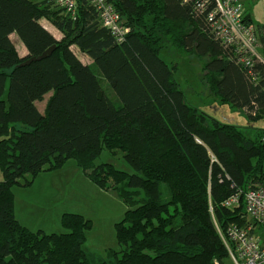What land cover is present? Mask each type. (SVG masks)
Wrapping results in <instances>:
<instances>
[{
	"label": "trees",
	"instance_id": "trees-1",
	"mask_svg": "<svg viewBox=\"0 0 264 264\" xmlns=\"http://www.w3.org/2000/svg\"><path fill=\"white\" fill-rule=\"evenodd\" d=\"M201 1L108 0L130 28L118 44L87 0H78L75 18L48 0H0V264L226 260L216 224H245L243 206L224 203L264 187V131L251 139L189 106L160 52L167 40L208 59L213 94L263 123L264 62L249 69L237 62L215 39L207 12L196 10ZM209 4L213 10L214 1ZM256 33L264 59V26ZM13 35L27 57H20ZM52 47L47 59L19 67ZM49 94L41 112L37 104ZM104 150L134 173L97 165ZM70 160L127 207L115 225L120 251L108 249L104 257L88 250L93 223L82 215L61 217L64 234L33 232L17 220L14 188H30Z\"/></svg>",
	"mask_w": 264,
	"mask_h": 264
},
{
	"label": "rangeland",
	"instance_id": "rangeland-1",
	"mask_svg": "<svg viewBox=\"0 0 264 264\" xmlns=\"http://www.w3.org/2000/svg\"><path fill=\"white\" fill-rule=\"evenodd\" d=\"M241 4L245 15L250 17L255 29L258 26H264V0H241ZM12 39L17 49L23 47L22 42L16 36H13ZM162 45L160 58L173 70L174 78L184 93L185 102L189 106L222 124L239 128L251 139L262 134L264 131L263 122H251L243 111L222 103L213 94L205 72L208 59H201L180 50L167 40ZM258 55L263 59L261 47L258 50ZM50 96L51 94L47 95L42 102L37 104L41 112L44 111ZM96 164H112L119 171L129 174L134 173L133 169L125 163L121 156L114 158L107 150L103 151ZM62 173L65 178L61 180L66 181L60 194L61 201H63L61 207H64L68 212H72L70 214H84L85 218L93 223L92 230L88 232L86 248L104 257L107 249L120 251L115 225L123 220L127 207L115 193H101L84 176L75 161H68ZM2 181L3 175L0 172V183ZM49 184V182H39L33 189L31 188L34 184L30 187V190L29 188L24 189L27 192L20 193L17 192L19 188H14V191L18 193L16 194L18 204L25 201L30 206L33 205L35 209V214L33 213L25 218L23 223L29 226L32 231L38 230L41 226V228L48 230L46 234H64L66 231L62 228L61 221L56 223L53 219L56 214L47 215L46 217L43 214V210L53 208L55 205V203H52L55 201L54 198H51L52 202L45 207L41 203L43 197L51 195ZM53 197H59V194L56 193Z\"/></svg>",
	"mask_w": 264,
	"mask_h": 264
},
{
	"label": "built area",
	"instance_id": "built-area-1",
	"mask_svg": "<svg viewBox=\"0 0 264 264\" xmlns=\"http://www.w3.org/2000/svg\"><path fill=\"white\" fill-rule=\"evenodd\" d=\"M53 6L75 18L78 0H48ZM96 10L101 26L107 29L118 44L125 42L130 28L108 0H87ZM215 7L209 11L210 0H202L196 10L207 12V22L215 39L232 51L239 63L251 68L255 62L264 60L258 55L260 43L256 29L250 24L241 0H213ZM243 206L244 225L230 224L218 232L227 249L223 263L215 264H264V187L250 188L228 198L224 206L237 209Z\"/></svg>",
	"mask_w": 264,
	"mask_h": 264
},
{
	"label": "crops",
	"instance_id": "crops-1",
	"mask_svg": "<svg viewBox=\"0 0 264 264\" xmlns=\"http://www.w3.org/2000/svg\"><path fill=\"white\" fill-rule=\"evenodd\" d=\"M34 1L36 3H42L45 0H34ZM42 24L54 35V37L56 39H58V40L61 39L62 36H61L60 32L57 31L50 23H48L47 21H42ZM13 36H15V35H13ZM12 41H13V39H12ZM17 50H18V53H19V55H20L21 58H25V57L28 56L27 50L24 47V45H23V47H21L20 49H17ZM65 165H64V167H62L61 169H59L57 171L46 172V173L40 174L37 177L36 182L34 183L33 187L31 188V189H33L39 182H41V183L49 182L50 183L49 184V187H50V192L49 193L51 195H47V196L43 197L41 203L45 207L47 204H50V202H52L51 201V198H54L55 201L52 202V203H55V205H54L53 208H51V207L50 208H46L45 210H43L44 212L43 211L42 212H43V214H45V217L47 215H55L56 214L55 217L53 218L54 221H56V223L58 221H61L60 219H61V217L64 214H66V213H72V212H68L64 207H61L63 201H61L62 200V197H60V194H61V190L63 188L64 182L66 181V180H61V179L62 178H65V176H63V173H62L63 170H64V168H65ZM78 180H75V181L77 182ZM18 190L19 191H17V192H19V193L20 192H27V190L20 189V188ZM29 190H30V188H29ZM99 191L101 193H103V194L111 193V192H103L101 190H99ZM17 192L14 191V197H15V215H16V218H17V220L19 221V223L22 226H24V227L28 228L29 230H31V228L29 226H27L26 224L23 223V220H25V218H27L28 216H31L33 213L35 214V209H34L33 205L30 206L25 201H23L20 204H18V202H17V196H16V194H18ZM56 193L59 194V197H56L58 199H56L55 197H53ZM22 195L24 196V194H22ZM58 202H59V204H58ZM82 216L86 217L84 214H82ZM39 229H41V230H39ZM37 231H42L44 233H47L48 230H46L44 228H41V226H40V228H38V230H35L33 232H37Z\"/></svg>",
	"mask_w": 264,
	"mask_h": 264
},
{
	"label": "water",
	"instance_id": "water-1",
	"mask_svg": "<svg viewBox=\"0 0 264 264\" xmlns=\"http://www.w3.org/2000/svg\"><path fill=\"white\" fill-rule=\"evenodd\" d=\"M55 50H56V47H52V48L48 49L46 52H44L41 56H39V57H33V58H30V59L26 60L19 67L30 66L33 63H36V62H40L42 60H45L48 57H50Z\"/></svg>",
	"mask_w": 264,
	"mask_h": 264
}]
</instances>
